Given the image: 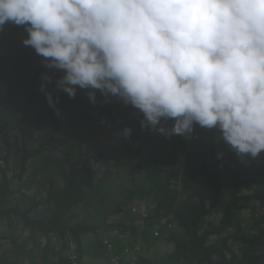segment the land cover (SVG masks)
<instances>
[{
    "label": "trees",
    "instance_id": "obj_1",
    "mask_svg": "<svg viewBox=\"0 0 264 264\" xmlns=\"http://www.w3.org/2000/svg\"><path fill=\"white\" fill-rule=\"evenodd\" d=\"M26 36L0 30V264H68L73 251L111 264L126 232L143 238L138 264H264V152L239 157L216 129H144L137 109L98 90L95 104L89 90L70 98ZM139 205L172 219L167 238L142 234Z\"/></svg>",
    "mask_w": 264,
    "mask_h": 264
},
{
    "label": "clouds",
    "instance_id": "obj_2",
    "mask_svg": "<svg viewBox=\"0 0 264 264\" xmlns=\"http://www.w3.org/2000/svg\"><path fill=\"white\" fill-rule=\"evenodd\" d=\"M9 23L64 73L56 83L70 98L89 90L95 104L98 90L137 109L144 129L169 138L216 129L239 157L264 152V0H0V30ZM146 207L149 224L132 216L154 239L160 216ZM169 220L156 239L174 230Z\"/></svg>",
    "mask_w": 264,
    "mask_h": 264
},
{
    "label": "built area",
    "instance_id": "obj_3",
    "mask_svg": "<svg viewBox=\"0 0 264 264\" xmlns=\"http://www.w3.org/2000/svg\"><path fill=\"white\" fill-rule=\"evenodd\" d=\"M131 211L136 215L141 214L144 218H147L149 215L148 209L145 205L133 207ZM151 224L152 226L150 227V234L155 238L161 236V229L163 227H173V224L170 222V220L164 216L158 217L157 221L151 222ZM120 239L126 240L129 243L128 248H126L124 251H121L120 253L112 254L111 264H138V256L142 250L141 246L143 238L140 235L133 237L132 235L123 234ZM108 244L111 250L112 246L110 245V242ZM68 264H79L78 255L74 251L69 256Z\"/></svg>",
    "mask_w": 264,
    "mask_h": 264
},
{
    "label": "rangeland",
    "instance_id": "obj_4",
    "mask_svg": "<svg viewBox=\"0 0 264 264\" xmlns=\"http://www.w3.org/2000/svg\"><path fill=\"white\" fill-rule=\"evenodd\" d=\"M110 140H111V138H108V141H109V142H110ZM108 141H107V142H108ZM102 169H103V168H102ZM101 171L103 172L104 170H101ZM134 225H136V223L132 224L131 227L134 228V227H135ZM141 225H142V224H140V226H141ZM0 228L3 229V226L0 225ZM1 229H0V232L2 231ZM125 234H127V235H132L133 237L136 236L134 233H131V232H126ZM138 236H139V235H138Z\"/></svg>",
    "mask_w": 264,
    "mask_h": 264
}]
</instances>
